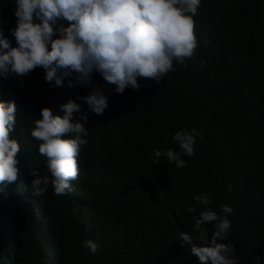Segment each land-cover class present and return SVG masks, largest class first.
Returning <instances> with one entry per match:
<instances>
[{
  "label": "trees",
  "instance_id": "1",
  "mask_svg": "<svg viewBox=\"0 0 264 264\" xmlns=\"http://www.w3.org/2000/svg\"><path fill=\"white\" fill-rule=\"evenodd\" d=\"M14 8L15 0H0V28L13 45ZM193 19L198 43L186 67L174 64L159 82L138 78L139 90L118 94L98 72L90 84L71 88L67 78L63 86L46 82L43 68L3 77V91L21 105L20 129L42 176H50L46 158L31 136L42 107L63 115L60 105L75 100L88 112L89 135L72 191L57 196L48 186L43 235L31 217L25 242L23 232L6 235L17 224L9 214L19 211L0 209V264H36L37 241L52 246L55 238L58 255L50 264L67 258L69 264H199L180 232L193 234L205 207L223 217V205L233 211L222 242L233 245L236 264H264V0H201ZM93 87L108 99L102 115L80 99ZM192 128L202 135L195 155L183 157L186 167L166 158L153 165L155 149L178 150L175 132ZM205 193L210 205L193 199ZM206 227L211 235L213 225ZM86 240L98 245L95 253L83 246Z\"/></svg>",
  "mask_w": 264,
  "mask_h": 264
},
{
  "label": "clouds",
  "instance_id": "2",
  "mask_svg": "<svg viewBox=\"0 0 264 264\" xmlns=\"http://www.w3.org/2000/svg\"><path fill=\"white\" fill-rule=\"evenodd\" d=\"M200 4L201 0H15L16 26L11 29L15 45L0 28V209L14 205L19 211L17 216L9 214L17 224L13 231L8 226L6 235L23 232L25 242L27 217L33 219L39 234H44L49 221L42 211L43 197L49 184L57 196L72 191L71 182L80 174L77 158L89 132L85 126L88 112H82V105L75 100L60 105L63 115L42 107L31 129L50 173L42 176L32 168L27 131L20 129L21 105L3 91V77H24L43 68L46 82L63 86L67 78L71 88L90 84L93 73L98 72L118 94L129 87L139 90L142 85L138 78L159 82L175 71L174 64L186 67L185 61L193 57L198 43L193 17ZM80 99L96 115H102L109 106L99 87ZM201 135L196 128L176 131L173 140L178 150L155 149L153 165L166 158L177 168L186 167L183 157L195 155ZM193 199L203 206L211 204L206 193ZM187 211L192 213L195 208L189 206ZM232 211L229 205H223L225 215L221 217L205 207L191 226L193 234L180 232L199 264H236L233 245L222 242L231 228L227 216ZM209 224L213 225L211 235L206 227ZM194 238L201 242L199 246L192 243ZM57 240L52 239V246L37 241L36 264L52 262L58 255L53 253ZM83 246L92 253L98 248L92 240H86ZM61 264H69L68 258Z\"/></svg>",
  "mask_w": 264,
  "mask_h": 264
},
{
  "label": "bare ground",
  "instance_id": "3",
  "mask_svg": "<svg viewBox=\"0 0 264 264\" xmlns=\"http://www.w3.org/2000/svg\"><path fill=\"white\" fill-rule=\"evenodd\" d=\"M36 146V144L33 146V148ZM13 230H14V227H13Z\"/></svg>",
  "mask_w": 264,
  "mask_h": 264
}]
</instances>
